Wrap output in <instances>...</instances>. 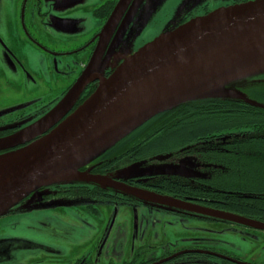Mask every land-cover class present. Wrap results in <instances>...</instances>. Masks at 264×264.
<instances>
[{
    "label": "flooded vegetation",
    "instance_id": "flooded-vegetation-1",
    "mask_svg": "<svg viewBox=\"0 0 264 264\" xmlns=\"http://www.w3.org/2000/svg\"><path fill=\"white\" fill-rule=\"evenodd\" d=\"M56 1L60 2V0H0V27L2 21L5 25V29L0 30V35L2 37L5 32L12 31L13 33L17 30L19 34L26 36L27 39H32L34 43L47 49L43 44L38 43L32 38V29L36 20L40 21L41 27L47 26L51 33L61 30L66 31L65 33L74 32L77 36L82 35V33L74 31L75 25L80 20L86 21L87 25V31L84 33L85 40L81 43L77 42L76 44L70 45L71 48H64L59 51H53L52 48H48V50L51 51V58L54 59L49 60V73L58 70V75L62 77L58 79L61 83L55 82V85L62 89L60 96L48 102V104L36 107L35 113H30L29 108H27L24 103L19 101L14 102L12 107L14 106V108H18V110L6 111L5 114L0 115V139L11 136L27 128L47 114L64 97L88 66L99 42V35L120 0H89L87 1L89 4L81 6L75 5L77 7L73 6L75 8L71 14L74 15L65 14V12H69V9H71L69 8L70 5L67 7L69 9L53 12ZM73 1L74 0L66 2L65 4L72 3ZM132 1L135 0H129L128 4L122 9L119 19L105 42L102 52L103 58L109 54L110 46L115 42L114 37L117 36L121 30L119 26L128 12H130ZM178 1L179 0H167L168 3L166 2L164 7L156 11L154 16L157 18V24L165 26V22H173L170 27L166 28L171 29L194 18L205 16L219 8L255 0H220L223 2L220 7H211L213 1H210V3H203L204 0H186L183 4L185 9L181 8L174 14L175 3ZM83 8L90 11L88 15L89 18L77 17L80 14L87 13V11H83ZM172 15H176V17L172 18ZM11 18L13 20L17 18V25L15 27L13 23L11 26H8ZM137 25L138 21L135 22V27H137ZM148 31L149 33L155 32L156 26L153 29L150 28ZM142 44L144 45L145 42ZM2 47L5 49L4 43L0 39V48L2 49ZM8 52L11 53L12 57L14 56L12 51ZM71 55H77L78 58L68 63V59L65 58ZM1 58L2 60L6 58L5 60L8 62L3 61L5 65L0 64V80L7 81L4 72L7 74L10 72V62L7 57L3 56L0 57V59ZM59 67H61V69H58ZM7 68H9L8 72ZM100 73L103 77L107 78L111 71L102 69ZM257 80H260V78ZM3 84L5 87L8 85L7 83ZM97 84V81H91L83 88L79 97L62 120L69 116L93 93ZM244 90L245 88L243 87L242 91ZM180 107L181 106H178L149 119L121 141L117 142L111 149L79 170L81 174L102 178V185H104L103 183L107 182V180L112 184H117L121 190L82 181L40 187L15 205L17 206L15 207V211L18 212V215L0 219L2 220L0 223V235H3L1 233L8 232L10 221H15L17 217V219L24 216L38 217L44 210L47 211L48 209H52L48 207H51L57 202L56 200H71L82 197L92 200V203H97L100 207L94 208L86 205L88 214L93 217H99L102 215L101 213H106L108 221L106 220L107 218L105 219L102 217L100 223L109 228V232L113 229L115 224L118 207L123 208L124 205H136L139 207L145 205L151 209H155L156 212H162L165 216L170 217L166 218L168 221L163 222L160 228L157 226L159 230H156L158 232L153 230L154 226L157 225L156 223H150L149 226L146 227L151 230V232L140 227L142 235L148 232L151 236L157 238L158 233L164 235L168 233V240L157 239L159 243L154 245H141L133 254L132 259L129 261L124 260L117 264H264L263 260H256L254 257L248 261L243 258H238L228 251L218 249V247H223L226 243L220 241L216 236L224 232L231 236H237L239 234L242 236L245 235L255 240L256 236L253 232L255 230L264 232L263 230L209 218L193 213L191 210L170 205L169 199L200 208L233 214L264 224V221L251 219L221 209L224 203L220 200V196L234 194L223 188L222 176L225 177V174L228 172L224 167L225 160L222 156L223 153L226 152L223 150V142L219 140L203 141L202 139H196V141L189 143H153L148 141L151 139V136L156 135L157 138L163 137L165 133L162 134V130L165 128L170 129L172 122L171 117H173L175 113L178 114L179 120L183 118L185 111L179 110L178 108ZM168 113H170V115H166ZM166 123L170 125L168 128ZM169 135L170 134H168V136ZM18 148H21V146ZM162 168L173 169L174 172L171 174L152 173L154 170ZM121 187L130 189V192L124 191ZM94 199L96 202L93 201ZM102 200L104 203L101 202ZM107 201L111 203L110 205H113L111 208L107 206ZM102 209H104L105 212H103ZM169 219H175L176 225ZM184 222L189 224V226H186L188 228L180 225V223L182 224ZM217 223L221 225L220 228L215 225ZM7 224L8 227H6ZM205 224L213 228L215 226L216 230L213 231L206 228ZM197 231L205 232V234L208 233L210 236H197L195 234ZM8 240L9 239L0 236V260L3 258L9 260L11 254L17 249L16 240ZM42 242H45L44 239H41L39 243ZM67 243L68 242H62L57 244L59 248H67L64 254L55 249L54 251L50 250L48 245L43 246V249L41 247L40 250L45 254H48L47 251H51L59 255L60 258L58 261H55V264H114L111 254H119L121 252L119 248L123 245L119 240L110 244L104 242V244L111 246L112 250L104 249L102 256L107 255L108 258L103 262H98L94 258V256L97 255L95 251L96 248H94L92 252L89 250L87 252L81 251L82 253L80 252L81 254L78 255L76 251L78 250V246L80 247L82 244L78 242L73 244ZM30 245L33 244L30 243ZM260 245L264 248V236L261 237ZM18 254V252L14 254L16 260ZM2 262L4 261L2 260ZM44 263L45 262H42L40 264ZM46 264L53 263L48 262Z\"/></svg>",
    "mask_w": 264,
    "mask_h": 264
},
{
    "label": "water",
    "instance_id": "water-1",
    "mask_svg": "<svg viewBox=\"0 0 264 264\" xmlns=\"http://www.w3.org/2000/svg\"><path fill=\"white\" fill-rule=\"evenodd\" d=\"M128 2L119 1L88 66L64 97L38 121L0 139V216L47 185L82 181L120 189L108 180L102 185V178L81 174L79 168L158 114L212 99L264 110V104L242 92L247 81L264 77V0L219 8L166 29L135 52L109 53L104 60L105 42ZM255 44L260 46L253 54H228ZM102 69L111 71L107 78ZM172 76L177 79L168 81ZM91 81L98 83L93 93L62 120ZM172 172L162 168L152 173ZM64 177L69 178L59 179ZM169 201L196 214L264 231L257 221Z\"/></svg>",
    "mask_w": 264,
    "mask_h": 264
},
{
    "label": "rangeland",
    "instance_id": "rangeland-1",
    "mask_svg": "<svg viewBox=\"0 0 264 264\" xmlns=\"http://www.w3.org/2000/svg\"><path fill=\"white\" fill-rule=\"evenodd\" d=\"M71 1L72 0L56 1L53 12L71 8L69 12H65V14L74 15L71 14V12L75 7L89 4L87 2L89 0H74L72 3L65 4ZM185 1L186 0H179L175 3L174 14L181 8L185 9L183 6ZM210 1H213L211 7H220L223 4L220 0H204L203 3H210ZM166 2L167 0L132 1L130 12H128L127 16L122 20L119 26L121 30L119 34H116L117 36L114 37L115 42L110 46L109 53H120L121 55H125L130 51L135 52L141 46H144L142 44L143 42L146 44L148 41H152L160 35L163 30L170 27L173 22H165V26H162L157 24V18L154 16L159 8L165 6ZM68 5H70L69 8H67ZM83 11H87V13L80 14L77 17L89 18L88 15L90 11L85 8H83ZM174 17H176V15H172V18ZM16 19L13 20L11 18L8 26H11L13 23L15 27L17 25ZM136 21H138L137 27H135ZM155 26L156 31L149 33L148 30L150 28H155ZM86 27V21L80 20L75 25L74 31L80 32L82 35L77 36L74 32L65 33L66 31L61 30L51 33L47 26L41 27L40 21L36 20L32 29V38L38 43L43 44L47 49L40 47L38 44L34 43L32 39H27L26 36L19 34L17 30L13 33L12 31L5 32L3 37L0 35V39L5 46V49H3V47L2 49L0 48V57H7L10 62V72L8 74L4 72L7 81L0 80V115L5 114L6 111H13L15 108L14 106L12 107V104L18 101L24 103L26 107L29 108L30 113H35L36 107L48 104V102L60 96L62 89L58 88L55 82L61 83L58 79L62 77L58 75V70L49 73V60L54 59L51 58V51H49L48 48H52L53 51H59L64 48H71L70 45L76 44L77 42L81 43L85 40L84 33L87 31ZM3 29H5V25L2 21L0 30ZM8 51H12L14 56L12 57L11 53ZM110 54H107L104 60L108 59ZM77 58V55H71L65 59H68L69 63ZM5 59L2 60L1 58L0 64L5 65L3 63V61H7ZM8 69L9 68H7V72ZM58 69H61V67ZM2 82L7 83V87H5ZM243 93L246 94L245 92ZM252 100L264 104V102L260 100ZM15 110H18V108ZM56 201L57 202L54 201L55 203L52 206L50 205L51 207H48L52 209H48L47 211L44 210L38 217L24 216L19 219H17V217L15 221H10L8 232L1 233L3 235L0 236L9 239L8 241L15 239L17 242V249L11 254L9 260H5V258L2 259L4 262L0 260V264H40L42 262H45L44 264L48 262L55 264V261H58L60 256L51 251H47L48 254L42 253L43 251L40 249L48 245L50 250L54 251L55 249L64 254L67 248H59L57 246V244L62 242H68L67 244L78 242L82 244L80 247L78 246V250L76 251L78 255L88 250L92 252L94 248H96L95 251L97 255L94 256V258L98 262H103L108 258L107 255L102 256L104 249L112 250V247L107 244L119 240L123 243L122 247L119 248L121 252L117 255H114V253L111 254L114 264H117L118 262L132 259L133 254L141 245H154L159 243L157 239L168 240V233L165 234L166 236L158 233L157 238L148 233L151 232V230L146 227H148L150 223H156L157 225L154 226L153 230H159L157 226L160 228L163 222L168 221L166 218H170L165 216L162 212H156L155 209H151L148 206L143 205L139 207L136 205H124L123 208L118 207L115 224L113 229L109 232V228L100 223L102 217L105 219L107 218L106 213H101L103 216L93 217L86 211V205L100 208L97 203H92V200L78 197L71 200L59 199ZM93 201H95V199ZM101 202L104 203L103 200ZM106 204L110 208L113 206L110 205L111 203H109V201H107ZM15 207L17 206L14 205L9 208L3 216H0V219L18 215V212L15 211ZM102 211L105 212L104 209H102ZM106 220L108 221V218ZM169 220L176 225L175 219ZM1 221L2 220H0V223ZM180 225L184 227L189 226V224L185 222L182 224L180 223ZM215 225L219 228L221 227L219 223ZM6 227H8V224ZM140 227L149 231L142 235ZM205 227L213 231L216 230L215 226L214 228L207 225ZM195 234L197 236H210L208 233L205 234V232L199 231ZM253 234L256 236L255 240L245 235L242 236L241 234L231 236L230 234L222 232L216 236L220 241L226 244L223 247H218V249L228 251L238 258H243L248 261L253 259L252 257L256 260L264 261V259H262L264 258V248L260 245L261 237L264 236V232L255 230ZM41 239H44V241L48 243H39ZM104 242L107 244H104ZM30 243L33 245H30ZM16 252L19 253L17 260L14 258Z\"/></svg>",
    "mask_w": 264,
    "mask_h": 264
},
{
    "label": "trees",
    "instance_id": "trees-1",
    "mask_svg": "<svg viewBox=\"0 0 264 264\" xmlns=\"http://www.w3.org/2000/svg\"><path fill=\"white\" fill-rule=\"evenodd\" d=\"M259 78L247 81L243 92L249 98L264 102V77ZM178 109L185 111L183 118L179 120L175 113L171 126L166 123L170 129L162 130L163 137L151 136L148 141L189 143L202 139L223 142L226 152L222 156L228 171L226 178L222 176L223 188L234 194L220 196L224 203L221 209L264 221V110L237 101L213 99L191 102Z\"/></svg>",
    "mask_w": 264,
    "mask_h": 264
},
{
    "label": "bare ground",
    "instance_id": "bare-ground-1",
    "mask_svg": "<svg viewBox=\"0 0 264 264\" xmlns=\"http://www.w3.org/2000/svg\"><path fill=\"white\" fill-rule=\"evenodd\" d=\"M260 45L255 44V45H249L246 50H232L231 52H228V54H237V53H249V54H253L257 49V47H259ZM227 54V53H226ZM222 56V55H221ZM195 68L197 69V71H199L201 69V66H195ZM171 79H177V76H172L171 78L168 79V81H171ZM164 85L168 86L170 85V83L167 84V82L164 83ZM161 86V85H160ZM162 87V86H161ZM65 178H69V177H64V178H59V179H65Z\"/></svg>",
    "mask_w": 264,
    "mask_h": 264
}]
</instances>
